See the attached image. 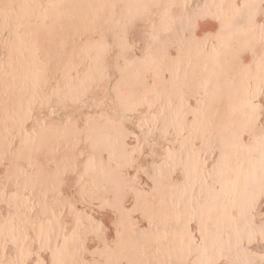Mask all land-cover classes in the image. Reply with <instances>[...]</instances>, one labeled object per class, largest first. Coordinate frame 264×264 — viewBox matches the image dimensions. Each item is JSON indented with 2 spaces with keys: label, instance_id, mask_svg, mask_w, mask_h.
I'll list each match as a JSON object with an SVG mask.
<instances>
[{
  "label": "snow or ice",
  "instance_id": "obj_1",
  "mask_svg": "<svg viewBox=\"0 0 264 264\" xmlns=\"http://www.w3.org/2000/svg\"><path fill=\"white\" fill-rule=\"evenodd\" d=\"M0 51V264H264V0H4Z\"/></svg>",
  "mask_w": 264,
  "mask_h": 264
},
{
  "label": "bare ground",
  "instance_id": "obj_2",
  "mask_svg": "<svg viewBox=\"0 0 264 264\" xmlns=\"http://www.w3.org/2000/svg\"><path fill=\"white\" fill-rule=\"evenodd\" d=\"M3 2H4V0H0V4H2ZM28 2L32 3V4H47V3H49V0H28ZM63 2L71 3V2H74V0H63ZM23 48H24V45H18L17 47H15L13 49V53H12L13 63L19 62V55L18 54H22ZM4 55H5L4 52L0 51V58H3Z\"/></svg>",
  "mask_w": 264,
  "mask_h": 264
}]
</instances>
